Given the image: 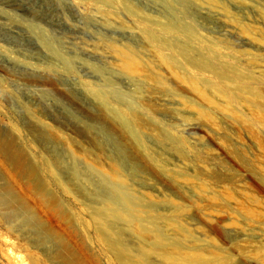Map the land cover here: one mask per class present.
I'll return each mask as SVG.
<instances>
[{
  "label": "rangeland",
  "instance_id": "374dc122",
  "mask_svg": "<svg viewBox=\"0 0 264 264\" xmlns=\"http://www.w3.org/2000/svg\"><path fill=\"white\" fill-rule=\"evenodd\" d=\"M206 1L0 0V264H264L263 102L236 109L195 86L143 30L183 46V33L167 29L190 27L193 48L241 75L257 66L258 77L264 0ZM156 77L194 86L203 106L177 105ZM164 168L189 176L178 187ZM120 197L180 224L105 219L123 212Z\"/></svg>",
  "mask_w": 264,
  "mask_h": 264
},
{
  "label": "bare ground",
  "instance_id": "6f19581e",
  "mask_svg": "<svg viewBox=\"0 0 264 264\" xmlns=\"http://www.w3.org/2000/svg\"><path fill=\"white\" fill-rule=\"evenodd\" d=\"M105 3H108L111 0H102ZM207 2V1H206ZM214 2V1H213ZM212 0H209L210 5L213 4ZM215 5V3H214ZM133 12V9L131 10ZM136 14V13H135ZM143 30L146 32L148 36V40L151 43V46L155 50V52L162 57L163 61L172 69H176L184 75V79L187 81H192V83L197 85H202V87L205 88V91L207 90L210 94H214V91H217V93L221 96L219 98L221 101L227 102L228 104L232 105L234 108L237 109L238 106H241L242 103H246L250 105L251 107H256L257 104L262 105L264 107V90L262 89V85L264 83V68L263 70L259 71V76H254V71L256 70L257 66L252 65V71H248V74H239L238 70L235 68L230 67L228 64L222 62L220 60V56L216 52H210L214 56L213 58H210L208 55L202 54L200 51H198L196 48H193L192 46L196 44L197 37L194 32V30L190 27L183 28V29H167V33H174V32H180L183 33L184 37L188 39V43H186L183 46H177L174 42H163L161 43L158 38L146 30V28H143ZM193 44V45H192ZM165 46V48H164ZM251 47L256 48L257 46L251 44ZM201 49V48H200ZM258 49H263L262 47H258ZM166 51L167 55L163 54L162 51ZM164 51V52H165ZM197 52L196 54L194 53ZM206 54V53H205ZM120 57L124 60L129 61L127 54L119 53ZM252 55V54H248ZM260 55H253L252 61H257V58ZM181 57L182 62L180 63L177 58ZM264 60V55L262 56ZM254 70V71H253ZM128 72H134V68L127 67ZM212 76V77H211ZM156 82L160 84L161 86H165L162 82V80L159 79V77L155 78ZM248 81V84L247 82ZM230 83L231 87H229L226 83ZM193 86V85H192ZM164 88L167 89V91L173 96L177 97L178 101L176 102L177 105H182L181 101H188L192 104H198L199 106H203L200 102H196L195 100L191 99L190 95L192 92L196 93L197 88L194 86L191 87L190 90L184 88L181 84L173 83L172 86H165ZM203 88V89H204ZM101 97L105 98L107 95L105 92L99 93ZM248 96V97H247ZM132 104L140 105L136 100L131 101ZM260 106V107H261ZM253 109V108H252ZM258 111V110H257ZM253 114V113H252ZM260 115V113H259ZM262 115V114H261ZM254 116V115H253ZM256 119V118H255ZM264 121V120H263ZM252 131V130H251ZM252 137V136H251ZM173 143L176 144V151H178L183 157L187 156V152L185 151V144L184 140L181 137H176L173 141ZM200 155L196 154L195 159L199 160ZM177 167V166H173ZM198 173V172H197ZM163 174L165 175V178L168 182H170L172 185H176L179 187V184L177 182V178L179 177H187L189 176L188 173L179 172L175 169L173 170H166V168L163 169ZM199 175V173H198ZM160 194H163V196L167 195L162 193L160 190H157ZM173 195V194H171ZM168 196V195H167ZM178 199L186 200V195L184 193H181L180 196L174 195ZM170 197V196H168ZM124 203V210L121 213L111 212V213H105L104 218L108 220H123L126 221L129 224L132 223H148L151 225L158 224V221L163 220L162 223L166 226L167 223L172 222H178L177 224H180V219L176 216L170 215L169 216H162V215H155L150 216L148 212L143 213L142 208L150 209L151 207H154L153 204L151 205H143L139 200L131 201L130 199H127L125 197L119 198ZM163 199V197H162ZM168 199V198H167ZM166 199V200H167ZM169 201V200H168ZM176 210V209H175ZM177 210H180L177 208ZM142 214H144L142 217ZM103 218V217H102ZM102 220V219H101ZM104 221V220H103ZM102 222V221H101ZM100 222V223H101ZM107 222V221H106ZM179 231L182 234H188V230L185 227H179ZM158 238L166 239V233L164 231H158ZM169 239V238H167ZM166 242V241H165ZM172 242V241H171ZM179 247L183 252H180L184 254V251L191 250L189 247L178 244ZM153 246L158 250H164L163 255H166L171 258V249H174L172 246L169 250L168 247L163 246L158 241L153 243ZM175 247V246H174ZM114 250L116 251V257L117 259L121 261H125L124 252L118 248V245L114 243L113 245ZM180 250V249H179ZM168 251H171L169 254ZM173 254V253H172ZM183 260L186 264H205L206 262L196 258H186ZM217 258V257H216ZM168 259V258H166ZM218 259V258H217ZM216 260V259H215ZM219 260V259H218ZM222 260V259H221ZM177 263L176 261H174ZM173 262V263H174ZM223 262V261H222ZM225 262V261H224ZM229 262V259L227 258L226 263ZM128 263V262H127ZM220 263V262H219ZM132 264H146L142 262H134Z\"/></svg>",
  "mask_w": 264,
  "mask_h": 264
}]
</instances>
